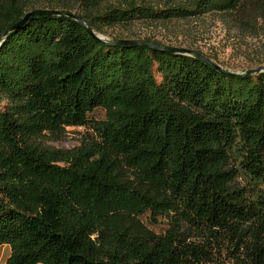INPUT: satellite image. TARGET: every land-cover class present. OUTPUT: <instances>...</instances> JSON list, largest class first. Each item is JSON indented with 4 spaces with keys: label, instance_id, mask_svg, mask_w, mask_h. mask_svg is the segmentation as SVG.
Segmentation results:
<instances>
[{
    "label": "trees",
    "instance_id": "obj_1",
    "mask_svg": "<svg viewBox=\"0 0 264 264\" xmlns=\"http://www.w3.org/2000/svg\"><path fill=\"white\" fill-rule=\"evenodd\" d=\"M78 4L97 33L214 13L264 24V0ZM35 8L71 11L65 0H0V35ZM68 126L92 139L44 145ZM1 244L5 264H264V71L230 74L100 41L73 17L31 16L0 45Z\"/></svg>",
    "mask_w": 264,
    "mask_h": 264
},
{
    "label": "rangeland",
    "instance_id": "obj_2",
    "mask_svg": "<svg viewBox=\"0 0 264 264\" xmlns=\"http://www.w3.org/2000/svg\"><path fill=\"white\" fill-rule=\"evenodd\" d=\"M58 0H37L38 3L49 5ZM72 12H82L78 0H65ZM106 2H119L125 0H105ZM156 6H163L168 2L184 0H145ZM39 9V8H35ZM227 21L222 14H208L201 18L191 20L173 21H135L131 24L106 27L104 32H99L106 39L114 37L136 36L140 39L150 37L164 45H173L202 51L212 60L222 65L225 69L242 72L246 69L257 68L264 65V24L259 29L240 28ZM211 59V58H210ZM93 116L104 118L105 111L97 109ZM92 131L86 126H68L62 135L45 137L44 145L72 149L83 146L92 139ZM143 221L157 232H164L167 225L159 218V222L145 215ZM199 241L198 237H194ZM222 260L209 264H232L224 255Z\"/></svg>",
    "mask_w": 264,
    "mask_h": 264
},
{
    "label": "water",
    "instance_id": "obj_3",
    "mask_svg": "<svg viewBox=\"0 0 264 264\" xmlns=\"http://www.w3.org/2000/svg\"><path fill=\"white\" fill-rule=\"evenodd\" d=\"M40 14H56V15H66V16H69V17H73L76 20H78L93 37H95L96 39H98L100 41L106 42V43H117V44H134V43H138V44H142V45H145V46L158 48V49H162V50L175 51V52H180V53H184V54L194 55V56L202 59L203 61L207 62L209 65H211L215 69H218V70H221L223 72L230 73V74H242V73L249 74V73H255V72H258V71H264V65L259 66L257 68L248 69L245 72H237V71L226 70L222 65H220L219 63L215 62L214 60L206 57L204 54H202L200 51H198L196 49H190V48H186V47L173 46V45H159V44H155V43L149 42V41H147L145 39H118L116 41H109V39H106L103 35L95 32L93 29H91V27L85 23V21L83 20L81 15L76 14L75 12H72V11H69V10H61V9H43V8H39V9H33V10H30V11L26 12V14L24 15V17L22 19H20L15 24L11 25L8 29H6L0 35V45H1L2 41H3V39L6 38L7 35L10 32H12V31L20 28L21 26H23L25 24V22L31 16L40 15Z\"/></svg>",
    "mask_w": 264,
    "mask_h": 264
},
{
    "label": "crops",
    "instance_id": "obj_4",
    "mask_svg": "<svg viewBox=\"0 0 264 264\" xmlns=\"http://www.w3.org/2000/svg\"><path fill=\"white\" fill-rule=\"evenodd\" d=\"M12 249L9 244L0 245V264H5L9 256L11 255ZM43 264V263H39Z\"/></svg>",
    "mask_w": 264,
    "mask_h": 264
}]
</instances>
